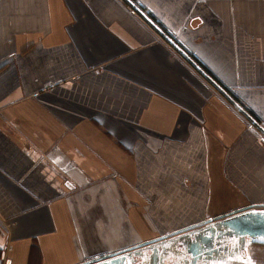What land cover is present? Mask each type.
Listing matches in <instances>:
<instances>
[{"label": "crops", "instance_id": "crops-1", "mask_svg": "<svg viewBox=\"0 0 264 264\" xmlns=\"http://www.w3.org/2000/svg\"><path fill=\"white\" fill-rule=\"evenodd\" d=\"M157 26L264 128V0H0V264H81L156 236L143 191L200 197L165 234L264 207V132Z\"/></svg>", "mask_w": 264, "mask_h": 264}, {"label": "flooded vegetation", "instance_id": "flooded-vegetation-1", "mask_svg": "<svg viewBox=\"0 0 264 264\" xmlns=\"http://www.w3.org/2000/svg\"><path fill=\"white\" fill-rule=\"evenodd\" d=\"M223 219L213 217L187 230L161 233L86 260L112 254L102 259L108 260L104 264H264V239L226 230ZM254 250L262 251L254 257Z\"/></svg>", "mask_w": 264, "mask_h": 264}, {"label": "rangeland", "instance_id": "rangeland-1", "mask_svg": "<svg viewBox=\"0 0 264 264\" xmlns=\"http://www.w3.org/2000/svg\"><path fill=\"white\" fill-rule=\"evenodd\" d=\"M143 192L145 194H147L149 202L145 200V202H147V203H146V206L142 208V211L145 214V216H148V217H146V219L151 221V223L149 222V225L152 226L153 231H155V230L158 231V233L155 232V234L156 233L161 234L167 230L178 228V227L186 225L187 223H189V221H192L190 218L196 217L198 214L197 212L201 209V207H199V206H191L192 204H194V202H198L200 197L197 199L192 197V196L187 198L186 196H189V195L183 194L184 197H186V199L185 200H183V199L178 200V198H179L177 196L178 192H169V190L158 191V192L154 191V193L153 192H147V191H143ZM149 193H150V195H149ZM184 193H188V194L190 193V195L194 194L197 196L200 195V192H195V191L184 192ZM239 198H240V196H239ZM246 199H242L239 203H237V204H242V205L231 206L230 208L221 206V207H217L216 211H218L219 213H222V214L231 212L233 210L238 209V207L241 208L243 206V204H246L247 202L252 201V199L251 200L249 198H246ZM192 200H193V202H192ZM127 209L128 208L125 209L126 215H128ZM97 210H99V211H97ZM204 210H206V208ZM90 212H94L95 216L100 212L99 215L102 217L101 209L98 207H93ZM108 212H109L108 213L109 214L108 220H107V217H103L104 223H100V222L98 223V221H97L98 224L95 222V225L97 224L96 227L92 226V228L90 229V231H92L91 234L93 237H95V235H97V232H96L97 230H98L99 235H101V234L103 235V233H106V231L110 229L109 226L112 224V221L116 220L117 216L115 215V210L113 208H109ZM103 215H106V214L103 213ZM218 215H220V214H218ZM95 216H94V219L97 218ZM121 220H123V219L121 218ZM125 220H126L125 221V225H126L125 227L126 228H125L124 238L129 239L133 236L132 240L133 239L138 240V238H136L137 234H135L136 232H135L134 228H132L133 226H132L131 222L129 221V218L126 217ZM141 224L143 226V223H141ZM100 225L104 226V229L101 230ZM145 230H146V228H145ZM152 235H153V233H152ZM109 236H110L109 241L111 242V244L114 245V248L116 247V244L122 245V242L116 240V238L113 234V231L110 230ZM257 251H262V250H254V257H255V254ZM256 259L259 260V262H261V258L259 256H257Z\"/></svg>", "mask_w": 264, "mask_h": 264}, {"label": "water", "instance_id": "water-1", "mask_svg": "<svg viewBox=\"0 0 264 264\" xmlns=\"http://www.w3.org/2000/svg\"><path fill=\"white\" fill-rule=\"evenodd\" d=\"M152 24L156 23L152 19H148ZM158 30L164 35V37L171 42L198 70L212 83L226 99L233 104L244 116H246L254 125L260 128L264 132V128L259 122L234 98L226 88L218 83L213 77H211L197 62L196 60L184 49H182L176 41L170 37L164 30L157 26ZM225 218L221 221L226 230H231L241 235H251L254 238L264 239V208H256L253 205L245 206L233 210L231 212L216 216L215 218ZM213 219L209 218V220ZM112 254L99 256L93 259L85 260L82 264H104L103 258H108Z\"/></svg>", "mask_w": 264, "mask_h": 264}, {"label": "built area", "instance_id": "built-area-1", "mask_svg": "<svg viewBox=\"0 0 264 264\" xmlns=\"http://www.w3.org/2000/svg\"><path fill=\"white\" fill-rule=\"evenodd\" d=\"M131 12H134V10L131 9ZM251 125V124H250Z\"/></svg>", "mask_w": 264, "mask_h": 264}]
</instances>
